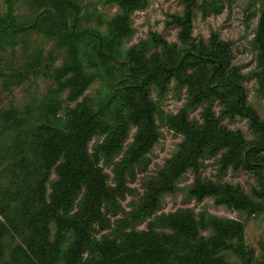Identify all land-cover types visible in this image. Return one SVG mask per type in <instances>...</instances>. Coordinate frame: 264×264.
Returning a JSON list of instances; mask_svg holds the SVG:
<instances>
[{
	"label": "trees",
	"instance_id": "trees-1",
	"mask_svg": "<svg viewBox=\"0 0 264 264\" xmlns=\"http://www.w3.org/2000/svg\"><path fill=\"white\" fill-rule=\"evenodd\" d=\"M37 1L40 13L20 25L15 2L8 0L7 12L0 14V43L15 47L19 35L36 31L57 38V46L66 50V60L54 70L57 88L41 104V125L33 134V150L27 152L26 136L16 138L24 182L34 185L29 186V196L16 220L14 204L20 196L8 195L0 205V264H232L228 252L242 264H264V244L258 258L246 244L242 222L204 211L195 216L191 210L158 216L162 197L175 194L179 180L193 172L195 181L188 190L191 198L198 202L211 198L216 206L264 217V119L249 104L245 77L232 64V44L222 41L217 32H212L208 42L193 37L196 10L209 15L219 10L223 0L200 4L181 0L182 14L171 15L169 23L178 29L181 46L152 33V44L160 51L151 55L145 43L122 48L124 39L134 33L131 13L147 8L148 0H108L117 2L122 13L108 23L105 32L80 27L81 8L75 0ZM259 12L254 37L259 70L255 75L264 96V4ZM85 56L89 66L102 67L117 79L110 92L95 103L86 92L97 76L86 71ZM119 65L121 78L115 74ZM172 82L186 87L189 96L187 107L169 122L183 141L157 177L144 184L143 198L131 217L132 221L149 220L147 229L126 231L130 224L120 220L107 233L112 226L106 204H115L116 197L124 198L130 191L128 178L135 179V167L144 164L160 139L155 119L158 106L151 92L156 89L164 97ZM64 94L74 107H64ZM216 103L221 106L219 116ZM198 107H203L201 122L189 117V110ZM22 114L8 112L4 128L29 125ZM224 117L247 119L255 139L246 140L241 131L221 125ZM132 128L136 133L115 167L112 187L101 159L120 155ZM96 136L105 140L91 152L90 143ZM216 154H221L220 171H245L258 178L261 188L253 194L259 201L239 186L200 178L202 160ZM164 228L172 233L160 231ZM11 229L21 243L4 262L5 240ZM208 230L211 236L201 235Z\"/></svg>",
	"mask_w": 264,
	"mask_h": 264
},
{
	"label": "rangeland",
	"instance_id": "rangeland-1",
	"mask_svg": "<svg viewBox=\"0 0 264 264\" xmlns=\"http://www.w3.org/2000/svg\"><path fill=\"white\" fill-rule=\"evenodd\" d=\"M80 8V27L82 29L100 30L105 32L108 23L122 13L117 2L109 3L108 0H75ZM204 0H197L200 4ZM209 1V0H208ZM17 23L25 25L32 21L40 13L37 0H14ZM264 2L257 0H223L217 12L203 15L202 10H196L194 19L193 37L196 40L208 42L212 32H217L222 41L232 44L233 66L237 67L245 77V87L248 94L249 104L264 119V96L259 93V81L256 72L259 70L258 50L254 45L255 30L258 25L260 8ZM184 5L181 0H148V7L136 10L130 15L133 35L124 39L122 48L128 50L145 43L149 46V55L159 52L160 48L152 44L151 34L155 33L170 43L180 42L177 38L178 29L170 25V16L182 14ZM8 9V0H0V14H5ZM197 41V42H198ZM34 58H37L34 60ZM66 60V50L57 46V38L47 36L36 31L26 32L18 36L15 47L0 43V205L4 203L8 195L20 196L21 200L14 204L15 220L19 217L23 200L29 196V186L34 182H24L25 175L20 169V155L16 153L15 143L19 134L27 138V152L33 150L35 144L33 134L41 125L39 117L41 104L50 91L57 88L54 78V70L60 67ZM86 71L96 74L97 80L88 89L86 96L92 103L103 99L117 79L110 77L106 69L89 66L86 62ZM98 62V61H96ZM115 74L122 77L121 67L117 66ZM112 92V89H111ZM67 95L61 99L65 106L74 107V104L66 102ZM151 98L158 106L156 113V125L160 133V139L153 150L149 153L144 164L135 167V179L129 180L130 191L124 198L116 197V203H108L105 212L111 219V233L116 227V222L123 221L130 226L126 231L147 229L149 220L132 221V214L140 205L144 195V184L157 177L166 162L173 158L179 151L183 136L171 129L170 119L185 109L189 102L186 87L172 82L164 97H160L156 89L151 92ZM203 107L189 110L191 120L201 122ZM11 110L22 111V117L30 121L29 125L21 128L5 129V116ZM221 106L215 104L216 115H220ZM63 116V113L61 114ZM220 123L233 131H241L246 140L255 139V135L249 127L247 119L241 117L220 118ZM136 128H132L129 139L122 153L113 159L102 157L101 165L104 172L109 175V183L115 186L114 170L122 160L127 146L133 141ZM105 138L96 136L90 143V150L104 142ZM221 154L205 157L201 163L199 176L203 180H211L221 183H229L239 186L254 200H258L253 194L254 189H260L261 183L258 178L245 171H220L219 160ZM196 175L193 172L186 173L177 183L175 194H165L161 200L159 215H169L180 210H191L195 216L200 212H206L213 217L242 222L246 226V244L255 251L258 258L263 255L261 246L264 244V217L262 214L249 215L245 212L231 210L225 206H216L211 198L202 202L196 201L188 195L189 188L193 185ZM55 176L52 177V180ZM51 190L49 189V192ZM259 201V200H258ZM5 240L6 256L9 261L10 251L21 243V238L11 232ZM171 234L169 229H160ZM55 229H53V234ZM104 234V233H102ZM201 235L209 237L212 231L201 232ZM100 236L98 235L97 238ZM227 259L232 264H242L231 252L226 253Z\"/></svg>",
	"mask_w": 264,
	"mask_h": 264
}]
</instances>
